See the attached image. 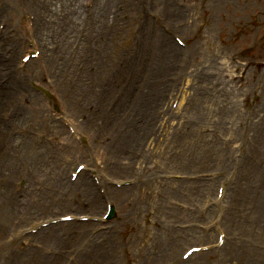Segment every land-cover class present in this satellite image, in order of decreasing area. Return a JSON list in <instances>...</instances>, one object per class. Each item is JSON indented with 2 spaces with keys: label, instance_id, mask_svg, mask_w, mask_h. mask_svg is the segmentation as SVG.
Instances as JSON below:
<instances>
[{
  "label": "rangeland",
  "instance_id": "1",
  "mask_svg": "<svg viewBox=\"0 0 264 264\" xmlns=\"http://www.w3.org/2000/svg\"><path fill=\"white\" fill-rule=\"evenodd\" d=\"M67 7L81 12L73 24ZM0 24L1 58L12 57L0 61V264H46L54 252L74 264H184L183 252L215 246L222 232L225 249L186 264H264L262 174L245 176L242 189L233 173L254 141L255 164L264 162L254 128L264 114V0H0ZM38 38L49 40L42 58L21 66ZM165 98L179 100L172 117ZM120 123L132 133L122 146ZM78 146L106 179L129 184L110 194L117 218L25 235L64 214H103L108 195L93 185L100 201L87 202L94 197L70 182L78 163L88 165L70 164Z\"/></svg>",
  "mask_w": 264,
  "mask_h": 264
},
{
  "label": "bare ground",
  "instance_id": "2",
  "mask_svg": "<svg viewBox=\"0 0 264 264\" xmlns=\"http://www.w3.org/2000/svg\"><path fill=\"white\" fill-rule=\"evenodd\" d=\"M77 2H78V0H77ZM107 4V2H105L104 3V5H106ZM70 5H72L73 6V4L71 3ZM77 6V5H76ZM68 8V12H69V15H68V17H67V19L65 20L68 24H73L74 23V16L76 15V14H81V12H79V10H74V8H69V7H67ZM102 8L104 9V8H106V7H103L102 6ZM104 10H106L107 11V8L106 9H104ZM100 14H101V12H100ZM50 21H54V23L56 24V23H58L59 21H60V19L57 17V16H55V15H53L52 17H51V20ZM111 22V20H110V18L105 14V16L103 17V23L104 24H109ZM76 24V23H75ZM104 29V26H99V28L98 29H96L95 31H98V32H101L102 30ZM92 30H94V29H92ZM39 40H40V42H41V44H43V45H45L44 44V40L43 39H41V38H39ZM118 48V46L116 47V46H114V44H113V42L111 43V49L112 50H116ZM114 56L116 57V58H118V52H114ZM47 58H48V61L49 62H52L53 61V58H54V56L53 55H51V56H47ZM114 67L115 66H113V69H114ZM0 74H1V70H0ZM152 76V75H151ZM132 133H131V131H129L128 129H127V127H126V124H119V128H118V138H119V143L121 144V146H122V142L123 141H125V140H128V138L130 137V135H131ZM141 142V141H140ZM73 153V150H71V151H69V154H72ZM76 155V154H75ZM77 157V156H76ZM70 164H72V162H70ZM86 187H89V185L87 184V183H85L84 184ZM241 187H242V189H246L247 188V185L245 184V183H243L242 182V184H241ZM84 195H88V196H90L91 197V195H93L94 196V193L93 192H87V189H86V192H84ZM93 198V197H92ZM263 199H264V197H262ZM99 197L98 196H94V198L92 199V201L93 202H96V203H98L99 202ZM236 200H244L242 197H240V198H236ZM89 201H90V199H89ZM88 201V202H89ZM246 202H247V199L245 200ZM98 205H96V207H97ZM50 230H53V229H50ZM50 230H47V231H44V236H46V235H49V232H51ZM56 259H53V260H50V261H48L46 264H55L56 263Z\"/></svg>",
  "mask_w": 264,
  "mask_h": 264
}]
</instances>
